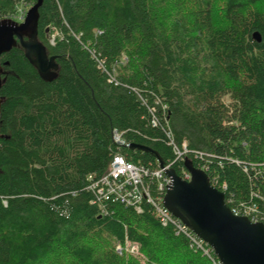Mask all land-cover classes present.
Masks as SVG:
<instances>
[{
	"label": "trees",
	"instance_id": "obj_1",
	"mask_svg": "<svg viewBox=\"0 0 264 264\" xmlns=\"http://www.w3.org/2000/svg\"><path fill=\"white\" fill-rule=\"evenodd\" d=\"M22 1L36 0H0V19ZM193 3V29L176 19L163 35L151 0H43L37 38L56 77L41 79L19 45L1 55L0 264H141L127 242L147 264H211L150 206L100 216L90 203L86 176L114 154L158 166L153 153L116 144L114 130L172 161L162 117L150 124L156 99L174 141L202 152L209 180L226 183L227 205L256 203L264 219V0H225L217 25L212 0ZM53 28L62 36L50 45Z\"/></svg>",
	"mask_w": 264,
	"mask_h": 264
},
{
	"label": "water",
	"instance_id": "obj_2",
	"mask_svg": "<svg viewBox=\"0 0 264 264\" xmlns=\"http://www.w3.org/2000/svg\"><path fill=\"white\" fill-rule=\"evenodd\" d=\"M42 3L43 0L32 3L21 22L0 19V57L19 45L40 78L51 81L59 65L56 57L48 55L46 46L37 38ZM252 36L256 41L261 40L257 31ZM2 73L0 64V88ZM1 103L0 98V112ZM129 148L153 153L159 166L164 167L161 156L151 147L129 143ZM184 166L191 174L189 180L182 179L174 168L165 170L171 178L163 198L165 208L207 242L222 264H264V224L235 215L226 204L224 192L214 187L207 173L195 167L191 159L186 158Z\"/></svg>",
	"mask_w": 264,
	"mask_h": 264
},
{
	"label": "built area",
	"instance_id": "obj_3",
	"mask_svg": "<svg viewBox=\"0 0 264 264\" xmlns=\"http://www.w3.org/2000/svg\"><path fill=\"white\" fill-rule=\"evenodd\" d=\"M96 33L101 34L102 32L98 29ZM61 36V32L53 28V31L48 37L49 44L54 45L56 39ZM123 60L124 58H122ZM98 68L102 71H107V67L102 61H99ZM116 73L115 67L112 68V72L108 71L109 81L113 80L117 84ZM148 109L150 112V124L152 126L159 125V117L163 119V130L168 138V144L173 154L172 161L164 164V167H160L158 161H156L158 163L157 168L149 170L142 164H135L128 161L122 154H114L110 158L104 172L100 175L88 174L86 176V189L92 195L90 203L96 205L100 216L107 215L110 207L114 204H120L123 207H132L138 213L142 212L144 205L150 206L160 224L163 226L171 225L176 234L184 235L188 240L189 246L206 255L211 264H222L209 244L193 233L163 205V198L167 186L171 182V178L167 176L165 170L174 168L182 179L189 180L191 174L184 166L185 159H191L192 162L194 161L196 163L194 165L195 167L205 172L208 169V160L202 152L190 150L186 141L181 143L174 141L166 118L167 106L164 103L156 99L154 105L148 106ZM113 140L119 146L129 147V143L124 140L122 133L117 130L113 131ZM175 166L179 168V172ZM211 184L225 194L226 183L217 184L215 179H213V183L211 182ZM230 210L235 215L246 216L252 222H262L264 224L262 221L264 219L259 214L256 203L247 204L242 202L239 205L232 206ZM127 243L131 244V251L139 252L138 244ZM118 251L121 252V249Z\"/></svg>",
	"mask_w": 264,
	"mask_h": 264
},
{
	"label": "rangeland",
	"instance_id": "obj_4",
	"mask_svg": "<svg viewBox=\"0 0 264 264\" xmlns=\"http://www.w3.org/2000/svg\"><path fill=\"white\" fill-rule=\"evenodd\" d=\"M151 1L157 15V31L159 33L161 34L167 33L169 35L171 31V24L176 19H178L186 27H188L189 32L193 29L192 23L194 19L193 17H194V9H195L193 0H151ZM224 1L225 0H212L213 12H214L213 21L216 25L220 24L223 19ZM31 5L32 3H30L29 1L28 2L22 1L16 9L14 20L21 22L23 20V17L25 16L26 11L29 9ZM256 7H259V5H256ZM93 240L100 241L98 238H93ZM110 242H111V246L114 244L115 245L118 244L117 242H113V243L112 241ZM130 245L131 244L126 243L123 251L125 253H128L129 255L136 257V259H138L141 264H147L143 253L140 250L139 252L131 251ZM172 261L173 260H171L170 262Z\"/></svg>",
	"mask_w": 264,
	"mask_h": 264
}]
</instances>
